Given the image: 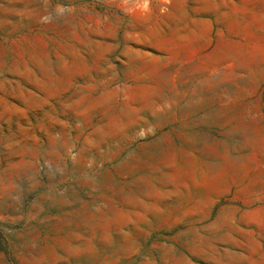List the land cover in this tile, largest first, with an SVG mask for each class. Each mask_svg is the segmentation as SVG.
<instances>
[{
    "label": "rangeland",
    "instance_id": "obj_1",
    "mask_svg": "<svg viewBox=\"0 0 264 264\" xmlns=\"http://www.w3.org/2000/svg\"><path fill=\"white\" fill-rule=\"evenodd\" d=\"M0 264H264V0H0Z\"/></svg>",
    "mask_w": 264,
    "mask_h": 264
}]
</instances>
